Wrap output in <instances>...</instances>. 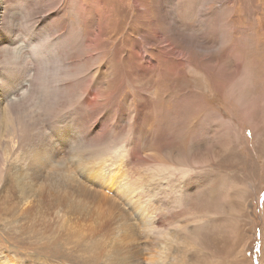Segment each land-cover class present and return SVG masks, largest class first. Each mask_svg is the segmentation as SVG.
<instances>
[{"label": "rangeland", "instance_id": "1", "mask_svg": "<svg viewBox=\"0 0 264 264\" xmlns=\"http://www.w3.org/2000/svg\"><path fill=\"white\" fill-rule=\"evenodd\" d=\"M55 10L53 31L66 26L75 39L81 27L89 40L86 70L95 74L92 94L84 93L92 113L85 134L91 138L90 125L102 120L113 126L99 136L105 158L93 167L105 174L93 187L112 197L134 190L122 201L131 214L57 218L52 238L36 216L8 214L11 205L0 214V260L264 264V0H0V23L7 14L8 26H21L10 33L20 43L47 40L30 35V22ZM85 23L93 33H84ZM83 101L65 108L68 121ZM0 131V191L7 187L17 201L8 155L23 153L26 140ZM24 150L31 152L29 143ZM86 151L98 154L92 142ZM151 221L158 231L149 230Z\"/></svg>", "mask_w": 264, "mask_h": 264}, {"label": "bare ground", "instance_id": "2", "mask_svg": "<svg viewBox=\"0 0 264 264\" xmlns=\"http://www.w3.org/2000/svg\"><path fill=\"white\" fill-rule=\"evenodd\" d=\"M2 17L3 23H0V51L3 56L0 61V130L10 136L22 134L26 142L21 147L25 156L23 153L16 155L15 151L8 155V159H11L7 176L17 201L8 198L7 187L2 189L0 214L14 205L8 209V214L21 213L36 216L51 233L52 238L53 226L57 223V218L82 215L76 214L77 212L131 214L123 208L124 206L122 207V204L133 200L134 190L125 189L121 194L113 193L115 196L112 197L99 191L98 187H93V185H102L105 174L104 172L100 179L96 176L97 171L93 167L96 161L105 158V155L102 156L104 146L98 142L99 136L102 130L113 132V126L105 120L100 121L97 126L90 125L91 138L84 131L88 127L83 124V121L92 117V113L90 115L86 112L90 101L85 99L84 93L87 96L92 94L89 89L93 88L91 77L95 73L93 74L90 69L86 70V58L91 50L89 40L83 37V29L80 27L76 30L75 39L64 35L68 29L66 26L61 31H55V29L53 31V24L50 21L60 17V12L55 10L45 19L32 18L30 22L33 23L30 35L32 34L36 39H42L41 35L46 33L49 39L41 41L31 38L28 39L29 43L24 40L20 43L18 39H12L10 33L23 32L21 26L12 29L11 24L14 23L8 26L5 20L9 18L7 14ZM22 22L29 24V22ZM39 25L46 27L48 32ZM98 28L101 29V26L99 25ZM34 29L35 31L32 32ZM88 30L93 33L95 27L85 23L84 33L90 34ZM60 46H63L61 52L58 50ZM29 56L32 59H29ZM50 59L54 62L49 67ZM44 68L46 69L43 70ZM98 93L103 95L102 90ZM63 96H65L64 99ZM79 99H84L83 104L81 103L82 107L76 109L74 114L77 116L68 121L64 115L65 108L76 105L75 102ZM57 115L64 118H58ZM47 124L54 130L55 135L58 134V137L54 138L48 134L45 128ZM0 135H3L1 131ZM62 136L65 139H61ZM89 142H92L98 150V154L91 158L86 151ZM28 143L31 152L24 150ZM63 144L64 147H62ZM4 149L7 154L9 146H5ZM113 167L114 172L120 173V166ZM77 172L80 174L77 175ZM86 178H90L89 182L92 185L86 183ZM57 188L66 192L59 193ZM151 192L153 197L156 196L154 191ZM79 198L83 200L82 203L77 201ZM125 199L129 201L126 202ZM73 204L86 208L78 211ZM133 211L131 209V212ZM148 228L152 232L159 229L153 221ZM226 242L228 240L224 238L217 246L220 244L224 246ZM0 264H14V260L12 258L9 261L0 260Z\"/></svg>", "mask_w": 264, "mask_h": 264}]
</instances>
